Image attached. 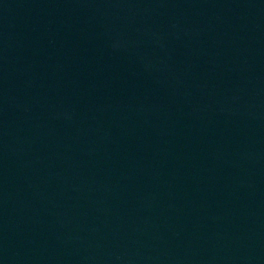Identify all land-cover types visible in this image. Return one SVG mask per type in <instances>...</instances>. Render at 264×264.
<instances>
[{
  "label": "water",
  "instance_id": "1",
  "mask_svg": "<svg viewBox=\"0 0 264 264\" xmlns=\"http://www.w3.org/2000/svg\"><path fill=\"white\" fill-rule=\"evenodd\" d=\"M0 264H264V0H0Z\"/></svg>",
  "mask_w": 264,
  "mask_h": 264
}]
</instances>
